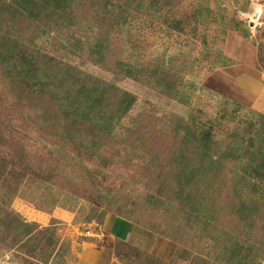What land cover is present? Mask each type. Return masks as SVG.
I'll return each instance as SVG.
<instances>
[{
  "label": "rangeland",
  "instance_id": "rangeland-1",
  "mask_svg": "<svg viewBox=\"0 0 264 264\" xmlns=\"http://www.w3.org/2000/svg\"><path fill=\"white\" fill-rule=\"evenodd\" d=\"M18 1L24 4L0 0L3 32L11 33L18 25L27 43L32 39L49 46L60 36L58 28L69 27L52 9L43 10L37 24L23 23ZM169 1L171 8L179 7L178 13L171 14V9L161 15L183 16V32L164 26L158 16L152 28L137 27L144 34L138 50L134 41L123 42L129 51L123 58L148 68L142 81L85 58L66 59L136 97L110 139L91 143L92 132L78 137L77 124L61 117L58 103L47 97L31 101L25 92L15 100L0 83V200L8 199L0 203V264L221 262L211 251L213 242L200 230H190L177 214L195 196L183 193L185 180L179 176L192 172L184 162L194 158V132L200 136L209 131L226 141L234 132L247 133L250 118L259 119L262 127L264 0ZM93 21L90 12L78 9L70 24L73 39L92 35ZM43 31L52 34L39 41ZM12 37L14 42L16 35ZM158 79L172 82L183 100L155 89L152 84ZM44 113L50 121L48 116L38 118ZM183 127L189 130L181 132ZM190 137L194 140L187 146ZM204 151H199L201 158ZM233 152L230 148L227 157L235 162ZM235 168L226 163L222 172L227 186L207 198L211 235L247 237L256 248L252 255L257 264H264V204L260 211L243 208L249 195L234 189L240 171ZM156 196L163 198L162 205L154 204ZM116 218L133 223L131 242L121 243L110 233Z\"/></svg>",
  "mask_w": 264,
  "mask_h": 264
},
{
  "label": "trees",
  "instance_id": "trees-1",
  "mask_svg": "<svg viewBox=\"0 0 264 264\" xmlns=\"http://www.w3.org/2000/svg\"><path fill=\"white\" fill-rule=\"evenodd\" d=\"M20 1L24 4L21 5L18 1L15 2V6L23 8L20 9L24 16L23 23L37 24L43 10L52 9L53 15L56 14L61 19L66 18L69 27L64 30L58 28L60 36L53 37L51 40H54V43L46 46V44L35 43L32 39L27 43L24 37L21 38L22 32L18 25L10 31L11 33L3 32L4 25L0 19V83L2 87L15 100L21 98V92H25L31 96V101H33L32 97L36 100L47 97L55 101L60 106L61 117L63 116L65 121L77 124L78 137H85L92 132L91 143L112 138L125 116L136 104L137 99L128 92L87 75L66 59L85 58L97 66L113 68L117 75L142 81L146 77L144 73H148V68L136 64L135 61L134 63L128 62L123 58L124 53H129L128 49L126 51L123 47L124 40L129 39L131 43L134 41L132 45L138 50L143 44L144 34H141L137 27L140 26L143 30L152 28L158 16L160 22L164 20L162 23L164 26L172 28L173 31H184L183 16L173 18L168 16L167 18L161 15L169 13L171 9L173 11L171 14L178 13L176 11L179 7L174 4L171 8L169 0ZM26 4L28 8H24ZM1 8L4 7L0 4V10ZM78 9H86L91 13L94 20L92 26L94 32L82 40L75 41L70 24ZM51 34L43 31L38 39L39 41L49 39ZM62 34L64 37L61 38ZM14 35L16 37L13 42L12 36ZM53 47L56 49L52 50ZM152 85L166 96L183 100L181 91L174 88L172 82L166 79H158ZM31 105L36 111L37 104ZM47 116L50 121L49 113L37 117L46 119ZM52 116L56 119L55 114ZM250 119L247 123L249 124L247 133L234 132L226 141L215 139L216 137L209 131L202 132L200 136L195 132L191 134L194 138L196 137V140L192 137L189 140L184 138L187 146L193 143V140L196 142V152H191L194 157L191 161L184 162L186 169L191 168L192 172L181 174L179 180H185L183 193L195 196L187 198L190 201L177 214L189 223L190 230L194 232L200 230L203 238L213 242L211 251L214 249L217 253L218 260L221 261L219 264H257V256L252 255L256 248L251 245L252 243H248L247 237L240 238L231 235L214 237L211 235L212 223L208 222L204 209L209 195L212 196L221 187L227 186L228 178L222 171L226 168V163L230 162L234 164V168L237 166L236 171L240 170L237 171L239 175L234 189L236 191L241 189L249 195V201L244 199L243 208L255 207L254 211L261 210L260 203L264 204V117L260 119L261 128L258 123L259 119ZM189 127H183L180 131L185 133ZM247 134H250L249 138L246 137ZM187 137H189L188 134ZM222 144L227 145L226 149H222ZM230 148L237 156L235 162L232 159L228 160L227 152ZM203 149L205 150L204 156L201 158L199 151ZM57 166L55 170H59L61 164ZM7 200V197H3L0 203L7 202ZM163 201V198L156 196L154 204L162 205ZM122 219L125 218H116V220ZM111 234L115 235L113 231ZM118 238L117 241L127 243L120 237ZM202 264L209 263L204 261Z\"/></svg>",
  "mask_w": 264,
  "mask_h": 264
},
{
  "label": "crops",
  "instance_id": "crops-1",
  "mask_svg": "<svg viewBox=\"0 0 264 264\" xmlns=\"http://www.w3.org/2000/svg\"><path fill=\"white\" fill-rule=\"evenodd\" d=\"M110 233L113 231V233L120 237L125 242H131V239H133V223L130 220L122 219V220H114L109 225ZM113 235L115 239L116 236Z\"/></svg>",
  "mask_w": 264,
  "mask_h": 264
},
{
  "label": "built area",
  "instance_id": "built-area-1",
  "mask_svg": "<svg viewBox=\"0 0 264 264\" xmlns=\"http://www.w3.org/2000/svg\"><path fill=\"white\" fill-rule=\"evenodd\" d=\"M89 235H91V234H89Z\"/></svg>",
  "mask_w": 264,
  "mask_h": 264
}]
</instances>
